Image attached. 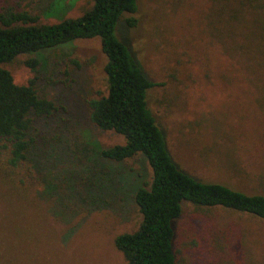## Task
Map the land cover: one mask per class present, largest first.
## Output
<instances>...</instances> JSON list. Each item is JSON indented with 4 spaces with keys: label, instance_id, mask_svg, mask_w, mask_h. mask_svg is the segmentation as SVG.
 Masks as SVG:
<instances>
[{
    "label": "rangeland",
    "instance_id": "374dc122",
    "mask_svg": "<svg viewBox=\"0 0 264 264\" xmlns=\"http://www.w3.org/2000/svg\"><path fill=\"white\" fill-rule=\"evenodd\" d=\"M8 1L37 15L40 23L77 17L93 3ZM208 5L209 0H137L136 11L122 16L116 33L155 83L148 91V105L177 166L202 181L247 194L264 193V79L257 81L251 71L254 63L235 51L240 49L232 44L227 24L210 25L205 19ZM29 56L39 60V96L57 109L53 117L38 119L34 129L62 189L49 191L31 177L23 180L0 152V264H126L114 238L141 222L134 193L151 180L142 156L115 168L122 190L117 198L107 199L106 206L57 200L58 192H67L65 179L78 176L72 169L87 163L94 148L124 142L122 135L100 130L89 120L87 101L107 93L100 39H76L18 55L3 64L15 83L26 84L33 77L25 64ZM238 66L246 69V85L240 78L227 83L226 76L239 74ZM240 87L251 89L253 97ZM228 239L232 241L222 249L220 244ZM253 239L264 245V220L220 206L185 203L175 223L177 264H245L243 254L251 255Z\"/></svg>",
    "mask_w": 264,
    "mask_h": 264
},
{
    "label": "trees",
    "instance_id": "16d2710c",
    "mask_svg": "<svg viewBox=\"0 0 264 264\" xmlns=\"http://www.w3.org/2000/svg\"><path fill=\"white\" fill-rule=\"evenodd\" d=\"M136 9L137 0H93L91 7L77 17L40 23L37 15L16 8L8 0L0 5V152L6 154L7 166L17 169L23 180L31 177L49 191L62 189L61 179L55 176L34 129L38 119H49L57 112L54 102L40 97L36 89L39 60L31 56L26 59L25 64L33 73L26 84L15 83L3 64L20 54H37L76 39L98 37L106 57L107 93L89 98V120L100 130L122 135L124 142L94 148L87 163L72 169L78 176L65 179L63 188L67 192H58L57 200H78L94 208L106 206L104 202L117 198L122 190L121 174L115 168L142 156L151 169V180L149 185H139L134 193L141 222L134 231L115 236L114 245L126 264H177L175 223L185 203L207 208L220 206L264 220V193L247 194L220 182L202 181L174 162L166 136L148 105V91L155 83L116 33L122 16ZM205 19L210 25L227 24L232 44H238L240 49L235 51L245 61L254 63V78L262 81L264 0H209ZM237 68L239 74L226 76L227 83L240 78L246 85V69ZM239 89L253 97L251 89ZM55 154L56 150L57 159ZM67 157L78 159L69 154ZM230 241L220 247L226 248ZM253 241L251 255L243 254L245 264H264V245Z\"/></svg>",
    "mask_w": 264,
    "mask_h": 264
}]
</instances>
